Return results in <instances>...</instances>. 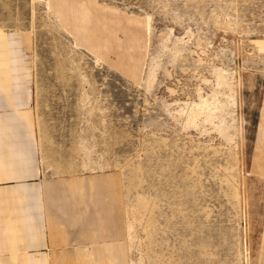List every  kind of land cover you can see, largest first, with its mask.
I'll return each mask as SVG.
<instances>
[{"label":"rangeland","instance_id":"1","mask_svg":"<svg viewBox=\"0 0 264 264\" xmlns=\"http://www.w3.org/2000/svg\"><path fill=\"white\" fill-rule=\"evenodd\" d=\"M0 32L51 264H264V0H0Z\"/></svg>","mask_w":264,"mask_h":264},{"label":"crops","instance_id":"2","mask_svg":"<svg viewBox=\"0 0 264 264\" xmlns=\"http://www.w3.org/2000/svg\"><path fill=\"white\" fill-rule=\"evenodd\" d=\"M27 70L21 36L0 32V264H51L29 137ZM118 243L92 250V264H125ZM85 256V255H84ZM81 258H86L87 256Z\"/></svg>","mask_w":264,"mask_h":264}]
</instances>
